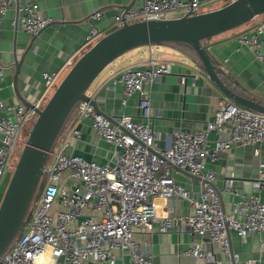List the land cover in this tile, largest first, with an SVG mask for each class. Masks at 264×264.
Instances as JSON below:
<instances>
[{
    "label": "built area",
    "instance_id": "built-area-1",
    "mask_svg": "<svg viewBox=\"0 0 264 264\" xmlns=\"http://www.w3.org/2000/svg\"><path fill=\"white\" fill-rule=\"evenodd\" d=\"M41 1L0 0V23L16 3L17 23L27 35L36 36L51 22L40 11ZM135 1L133 9L113 18V29L124 22L200 13L201 6L199 0ZM102 17L99 11L91 15L97 22ZM262 30L238 35L237 50L247 48L256 59L262 60L259 51L264 45V39L259 38ZM102 35L92 26L83 46L89 48ZM172 68L171 61L151 56L139 67L120 71L114 76L112 85L122 86L121 104L125 105L126 98L137 94L140 108L147 115L144 87L171 74ZM42 78L44 95L28 109L0 99V186L7 182L9 170L15 163L13 158H17L22 148V133L27 131L29 121L35 119V110L42 108L57 86L59 73H43ZM3 81V65L0 64V83ZM88 118L95 135L113 147L106 164L68 153L81 136L79 126ZM114 123L110 117L96 114L89 103L78 105L50 154L41 180L44 186L32 202L26 224L1 256L0 264H115L117 253L127 256L130 264H152L146 245H141L134 235L140 229L153 230L156 222L159 233L175 228L199 237L183 254L213 262V253L203 249V245L208 244L219 247L227 264H236L239 255L231 252L227 231H234L242 239L264 234V202L259 195L264 163L258 164L253 193H238L230 180H225L224 192L237 198L228 212L223 209L214 187V172L207 166L214 163L220 153L235 146L258 147L264 143V114L225 103L213 112L204 128L194 132L175 130L170 145L165 148L157 147V134L148 121L134 122L120 115ZM211 133L216 134L213 141L208 139ZM255 153L258 154L257 148ZM172 167L199 179L197 196L175 182ZM172 197L185 200L192 212L181 217H158L155 199ZM242 264L260 263L247 259Z\"/></svg>",
    "mask_w": 264,
    "mask_h": 264
},
{
    "label": "crops",
    "instance_id": "crops-1",
    "mask_svg": "<svg viewBox=\"0 0 264 264\" xmlns=\"http://www.w3.org/2000/svg\"><path fill=\"white\" fill-rule=\"evenodd\" d=\"M231 1L233 0H199L200 12L218 9ZM135 2L42 0L39 3L40 11L44 17L51 19V22L33 37L27 35L17 23V4H13L0 23V64L3 65L4 76V81L0 83V99L6 104L21 105L17 98L19 95L32 106L44 95L43 73H59V83L76 59L85 52L87 47L83 46V42L89 29L96 26L103 34L109 32L113 29V18L133 9ZM95 11L103 15L98 22L91 18ZM259 28H263L259 38L264 39V14L234 30L205 40L202 44L213 60L224 69L226 80L233 88L243 95L261 99L264 103V45L259 49L262 60H258L247 48L237 50L236 44L238 35L251 34ZM143 48L135 49L110 63L88 89V95L96 101L100 111L112 119V123L120 115H126L134 122L148 121L157 134V147L165 148L170 145L175 130H200L212 119L213 112L219 106L231 103L201 70L178 59L172 49L154 47V50L145 51ZM152 52L162 55L159 60L171 61L173 68L171 74L164 75L144 87L147 93L145 100L148 103L145 115V111L140 108V98L137 94L126 98L125 105L121 104L122 86L112 85V80L123 69L145 64ZM172 56L177 61H173L170 58ZM89 124L88 118L79 126L82 130L81 136L74 141L68 153L80 155L100 165L106 164L113 147L100 140ZM215 138L216 134H209L210 141ZM256 148L258 154L255 153ZM259 162L264 163V143L258 147L235 146L220 153L214 163L207 164L214 172L213 184L226 212L237 198L224 192L225 180H230V185L238 193H253ZM171 175L175 182L190 194L198 195L197 177L176 167L171 168ZM262 180L259 195L264 202V177ZM4 187L5 183H2L0 198ZM154 204L158 217H181L192 212L188 203L178 197L169 200L158 198ZM158 225L156 222L153 224V230L140 229L134 235L141 245H146L152 264H227L226 257L218 246L203 245L205 251H211L214 255V261L210 263L183 254L199 237L188 230L179 231L175 228L166 233H159ZM227 238L231 252L239 255L240 260L236 264H242L247 259H255L264 264V234L250 235L242 239L234 231L228 230ZM115 264L130 262L127 256L123 257L117 253Z\"/></svg>",
    "mask_w": 264,
    "mask_h": 264
},
{
    "label": "water",
    "instance_id": "water-1",
    "mask_svg": "<svg viewBox=\"0 0 264 264\" xmlns=\"http://www.w3.org/2000/svg\"><path fill=\"white\" fill-rule=\"evenodd\" d=\"M262 14L264 0H233L212 11L187 12L162 20L124 22L102 35L80 55L42 108L35 110V119L29 121L25 141L0 198V258L24 228L50 154L78 105L87 102L96 114L109 118L88 95V89L101 71L119 57L142 47L172 49L184 62L201 70L229 102L264 114L263 101L233 88L226 80L224 69L202 44ZM15 67L17 71L18 63ZM17 98L26 109L31 107L19 95Z\"/></svg>",
    "mask_w": 264,
    "mask_h": 264
},
{
    "label": "rangeland",
    "instance_id": "rangeland-1",
    "mask_svg": "<svg viewBox=\"0 0 264 264\" xmlns=\"http://www.w3.org/2000/svg\"><path fill=\"white\" fill-rule=\"evenodd\" d=\"M92 45H93V44H92ZM87 49H88V48H86V50H87ZM143 49H144L145 51H148L149 49L154 50L155 48H154V47H144ZM86 50H85V51H86ZM172 51H173V50H172ZM176 55H177L176 57H177L178 59H181V58H180L181 56H180L177 52H176ZM152 56H153L154 58L156 57V59H161V58H162V55H161V54H155L154 52H152ZM170 58H172L173 61H177V60L175 59V57H173V56L170 57ZM69 69H70V68H69ZM53 91H54V90H53ZM53 91H52V92H53ZM51 94H52V93H50V94L48 95L47 99L50 97ZM47 99H46V101H47ZM46 101H45V102H46ZM45 102H44V103H45ZM28 128H29V127H28ZM27 130H28V129H27ZM26 134H27V131H26V132H23V133H22V136L20 137V139L23 140V141H25ZM16 160H17V158L14 157V158H13V162H16ZM12 170H13V168L9 170V174H8V176H7V181H8V178H9V176H10ZM6 183H7V182H5V186H6ZM42 186H44V182H43V181L41 182L40 189L42 188ZM4 188H5V187H4ZM3 191H4V189H3ZM3 191H2V193H3ZM1 195H2V194H1Z\"/></svg>",
    "mask_w": 264,
    "mask_h": 264
},
{
    "label": "trees",
    "instance_id": "trees-1",
    "mask_svg": "<svg viewBox=\"0 0 264 264\" xmlns=\"http://www.w3.org/2000/svg\"><path fill=\"white\" fill-rule=\"evenodd\" d=\"M39 190H40V187L38 188V191H37V193L39 192Z\"/></svg>",
    "mask_w": 264,
    "mask_h": 264
}]
</instances>
